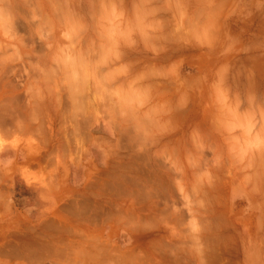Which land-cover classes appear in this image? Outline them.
<instances>
[{
    "label": "rangeland",
    "instance_id": "rangeland-1",
    "mask_svg": "<svg viewBox=\"0 0 264 264\" xmlns=\"http://www.w3.org/2000/svg\"><path fill=\"white\" fill-rule=\"evenodd\" d=\"M255 1L0 0V162L65 175L114 131L97 262L69 264H264Z\"/></svg>",
    "mask_w": 264,
    "mask_h": 264
},
{
    "label": "crops",
    "instance_id": "crops-1",
    "mask_svg": "<svg viewBox=\"0 0 264 264\" xmlns=\"http://www.w3.org/2000/svg\"><path fill=\"white\" fill-rule=\"evenodd\" d=\"M253 6L257 12L251 16V29H245L246 34L251 32L252 44L244 47L250 51H255L256 39L264 46V0ZM106 122L111 132H91L86 148L66 157L65 175L20 170L24 168L21 150L9 145L15 158L0 162L5 173L0 176V263L97 262V216L105 214L103 203L111 200L109 196L118 191L113 185L119 183L114 177L97 174L115 147L114 131ZM109 206L107 214H112V204Z\"/></svg>",
    "mask_w": 264,
    "mask_h": 264
},
{
    "label": "bare ground",
    "instance_id": "bare-ground-1",
    "mask_svg": "<svg viewBox=\"0 0 264 264\" xmlns=\"http://www.w3.org/2000/svg\"><path fill=\"white\" fill-rule=\"evenodd\" d=\"M6 49H7V48H6ZM19 57H20V56H19ZM100 90H101V89H100ZM45 139H46V137H45ZM45 143H47V142L44 141V144H45ZM2 144H3V142H2ZM31 148H32V152H33L34 149H35L34 152L37 151L35 146L32 145ZM34 152H33V153H34ZM90 251H91V250H90Z\"/></svg>",
    "mask_w": 264,
    "mask_h": 264
}]
</instances>
